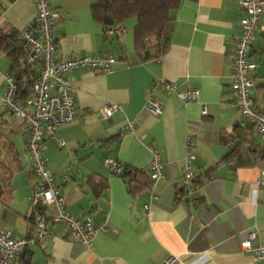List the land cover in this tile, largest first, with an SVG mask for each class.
I'll use <instances>...</instances> for the list:
<instances>
[{"label":"crops","instance_id":"0c3cea01","mask_svg":"<svg viewBox=\"0 0 264 264\" xmlns=\"http://www.w3.org/2000/svg\"><path fill=\"white\" fill-rule=\"evenodd\" d=\"M56 13V56L108 53L109 72L76 69L72 84L75 118L55 127L58 146L43 137L41 148L67 210L79 221L107 219L89 248L62 223H46L43 237L28 243L14 264H162L174 256L180 264H264L242 248L264 243V188L255 181L264 171V145L253 125L235 128L239 116L231 90L232 61L240 21V0H181L171 12L167 50L157 59L138 61L133 29L136 19L106 27L92 17L97 0H48ZM32 0H0V28L23 30L34 19ZM248 75L252 97L264 112V14L255 31ZM9 61L0 53V128L7 145L0 160V229L27 238L37 227L34 217L51 210L31 201L37 176L26 149L22 122L3 105ZM161 82L172 83L168 91ZM197 89L188 102L177 95ZM150 96L162 105L156 117L145 110ZM121 107L109 117L103 107ZM202 106L206 114L201 113ZM130 122L131 129L124 126ZM191 135L192 178L180 190L185 137ZM9 142V143H8ZM154 148L163 162V179L150 190L129 193L122 178L104 161L113 159L148 174ZM148 204V209L144 205Z\"/></svg>","mask_w":264,"mask_h":264},{"label":"built area","instance_id":"2783aa9c","mask_svg":"<svg viewBox=\"0 0 264 264\" xmlns=\"http://www.w3.org/2000/svg\"><path fill=\"white\" fill-rule=\"evenodd\" d=\"M35 7L33 21L23 30L22 38L25 41L26 60L34 71L35 79L32 87V95L25 100L16 99V81L10 74L4 75L6 82L2 95V103L14 117L22 122L25 130L26 149L31 162V169L38 178L31 201L33 204L41 203L52 212L49 218L37 214L34 222L37 227L31 238H16L8 229H0V264H14L15 258L24 251L28 243L35 242L44 236L46 223L53 222L64 224L80 244L89 248L92 237L97 231H105L107 228L106 217L95 224L90 219L79 222L68 210L63 194L55 182L52 171L47 166V158L41 148L43 137L54 140L58 146H63L62 141L55 133V127L71 122L76 115L73 86L67 74L76 69H92L101 72H109L115 63V57L108 53L94 55L77 54L71 58L59 59L56 56V40L53 25L56 13L48 0H32ZM245 17L240 21L241 33L236 38L234 56L232 61L231 90L239 116L236 126L243 127L252 124L264 143V112L260 111L252 97L254 80L248 75L254 69L256 63L250 58L251 46L255 31L259 25L260 17L264 14V0H240ZM166 90H174L172 83L161 82ZM177 95L188 103L198 96L197 89H187L178 92ZM121 106L116 103H108L103 107V114L109 117ZM145 110L158 117L162 113V105L156 99L148 96L145 102ZM201 113L206 114V107L202 106ZM131 129V123L124 126L125 130ZM186 155L181 166L179 186H188L192 178L191 163L195 155L190 151L191 135L185 137ZM151 161L149 164V179L151 183L150 198L156 199L153 188L157 182L163 179V162L159 153L151 148ZM113 172H120L119 164L113 159L104 161ZM256 189L264 188V171L260 173L255 183ZM148 209V204L144 205ZM256 237L254 231L247 233L245 240L241 242L242 248L248 250L254 261L264 259V243L251 244ZM162 264H180L176 257H167Z\"/></svg>","mask_w":264,"mask_h":264},{"label":"trees","instance_id":"16d2710c","mask_svg":"<svg viewBox=\"0 0 264 264\" xmlns=\"http://www.w3.org/2000/svg\"><path fill=\"white\" fill-rule=\"evenodd\" d=\"M180 2L181 0H97L91 7V13L93 19L105 27L106 16L117 23L135 18L136 24L133 29L135 53L138 61H146L159 58L167 50L172 22L171 12ZM25 47L21 31L6 32L0 28V53H4L9 61L7 73L16 81L15 97L18 100H25L32 95L35 79L34 71L27 64ZM235 128L239 127L235 125ZM6 145L5 132L0 128V155L2 151L5 152ZM0 163L3 164L4 160H0ZM119 166L120 172L115 173L122 178L129 193L134 195L150 190L149 172L147 174L128 165ZM191 181L193 183L194 179ZM184 189L186 186L180 187V190ZM34 232L27 238L33 237Z\"/></svg>","mask_w":264,"mask_h":264},{"label":"water","instance_id":"95a60500","mask_svg":"<svg viewBox=\"0 0 264 264\" xmlns=\"http://www.w3.org/2000/svg\"><path fill=\"white\" fill-rule=\"evenodd\" d=\"M104 19H105V22H106L107 24H111V23H112V19H111V18H109V17L106 16ZM34 207H35L36 209H43V206L41 205V203H36V204H34Z\"/></svg>","mask_w":264,"mask_h":264}]
</instances>
